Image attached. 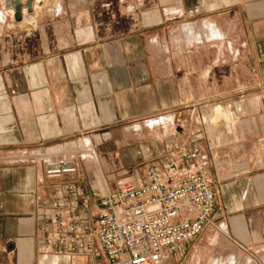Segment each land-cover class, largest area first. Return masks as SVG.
<instances>
[{
	"label": "crops",
	"instance_id": "crops-1",
	"mask_svg": "<svg viewBox=\"0 0 264 264\" xmlns=\"http://www.w3.org/2000/svg\"><path fill=\"white\" fill-rule=\"evenodd\" d=\"M17 7L0 6V264H107L42 256L50 198L71 184L96 213L177 148L206 154L219 204L163 264H264V0ZM61 153L77 170L49 178Z\"/></svg>",
	"mask_w": 264,
	"mask_h": 264
},
{
	"label": "built area",
	"instance_id": "built-area-1",
	"mask_svg": "<svg viewBox=\"0 0 264 264\" xmlns=\"http://www.w3.org/2000/svg\"><path fill=\"white\" fill-rule=\"evenodd\" d=\"M32 11L22 7V18ZM70 158L59 154L47 164L46 175L60 178L76 172ZM89 202V192L80 187L58 188L50 198L54 212L45 219L52 228L43 257L52 255L57 261L101 253L107 264H163L213 224L219 196L206 154L199 148H177L143 178L119 179L117 190L102 200L101 211L90 212Z\"/></svg>",
	"mask_w": 264,
	"mask_h": 264
},
{
	"label": "rangeland",
	"instance_id": "rangeland-1",
	"mask_svg": "<svg viewBox=\"0 0 264 264\" xmlns=\"http://www.w3.org/2000/svg\"><path fill=\"white\" fill-rule=\"evenodd\" d=\"M17 2H18V0H0V4H1L0 6H1V7H8L9 5H10V6H13V5H15V4H18ZM19 2L23 5V7H24V6L27 7L26 4H28V3L34 5L35 0H19ZM26 9H27V8H26ZM2 17H3V16H2ZM8 17H9L10 19L15 18L14 13L12 12V13L10 14V16H8ZM24 18L32 19L31 16H30V13H29V12H27V13L24 15Z\"/></svg>",
	"mask_w": 264,
	"mask_h": 264
},
{
	"label": "water",
	"instance_id": "water-1",
	"mask_svg": "<svg viewBox=\"0 0 264 264\" xmlns=\"http://www.w3.org/2000/svg\"><path fill=\"white\" fill-rule=\"evenodd\" d=\"M26 5L28 7V10L32 11V4L28 3ZM22 7H23V5L20 2H18L17 11L15 13V19L16 20H21L22 19Z\"/></svg>",
	"mask_w": 264,
	"mask_h": 264
}]
</instances>
